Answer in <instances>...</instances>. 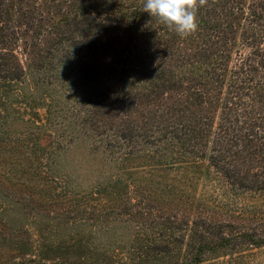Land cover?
Listing matches in <instances>:
<instances>
[{
	"label": "trees",
	"instance_id": "obj_1",
	"mask_svg": "<svg viewBox=\"0 0 264 264\" xmlns=\"http://www.w3.org/2000/svg\"><path fill=\"white\" fill-rule=\"evenodd\" d=\"M144 2L0 0V256L27 251L11 264H251L264 253V201H236L264 198V0H208L183 39ZM73 143L113 171L73 186L59 155ZM204 157L228 201L160 173ZM17 171L53 183L38 193L56 216L27 219L33 195L20 191L39 184Z\"/></svg>",
	"mask_w": 264,
	"mask_h": 264
},
{
	"label": "rangeland",
	"instance_id": "obj_2",
	"mask_svg": "<svg viewBox=\"0 0 264 264\" xmlns=\"http://www.w3.org/2000/svg\"><path fill=\"white\" fill-rule=\"evenodd\" d=\"M98 82V86L100 87H105L108 84L112 87L116 86L115 81L111 78H100L98 79ZM172 94L173 93L168 92L167 96H171ZM171 101L172 100L170 98H167V103ZM39 111L42 113L44 112L43 109H40ZM22 155L28 157V161L34 160L35 162V155L30 153L29 150H27L25 153L22 152ZM59 155L62 169L60 173L72 177V185L78 189H82L84 187L89 188L95 179L100 178V175L103 173L102 170L106 171V173L113 171L112 169L105 167L103 155L100 153V150L92 152L90 147L83 143H73L71 145L66 144V147L62 149V152H60ZM208 163L207 157H204L202 159H197L195 163H183L182 166L177 170L163 169L160 173L170 177L171 182L175 181L176 184L180 185L186 192L192 195H200L206 198L212 197L219 202L222 199H227L228 201L229 197L231 196L228 194L223 178L219 174H216L215 171L209 167ZM17 174L18 175L15 177V180L26 181L27 179H31V182H37L39 184L38 187H34L32 194H30V192H28L26 189H22L20 191L22 195H24V193H26V195H33V197H31L32 199H30V203H28L29 208H32L33 210L30 212V214H28L27 219H29L34 213H37V215L47 219L56 216L55 210H53V207L46 202L45 196L41 193H38L40 187L42 188L45 187V185H53V183L47 179H40V177L35 179L32 171L25 173L17 171ZM54 186L55 188L59 187V185ZM236 201L249 205L261 204L263 203L264 198L250 195L248 199H245L244 196H241L240 198L236 199ZM29 208L27 209L28 213ZM36 219L38 220L39 218L37 217ZM226 220L232 221L235 224L240 223V221H238L239 219L234 217H226ZM17 253V251L13 250L9 252L6 257L5 255L0 256V264H11L10 262L12 259H15L16 261L18 258L26 257L27 251L23 250L21 254ZM251 264H264V253L254 255Z\"/></svg>",
	"mask_w": 264,
	"mask_h": 264
},
{
	"label": "clouds",
	"instance_id": "obj_3",
	"mask_svg": "<svg viewBox=\"0 0 264 264\" xmlns=\"http://www.w3.org/2000/svg\"><path fill=\"white\" fill-rule=\"evenodd\" d=\"M207 4L208 0H145L143 11L183 39L197 31V9Z\"/></svg>",
	"mask_w": 264,
	"mask_h": 264
}]
</instances>
